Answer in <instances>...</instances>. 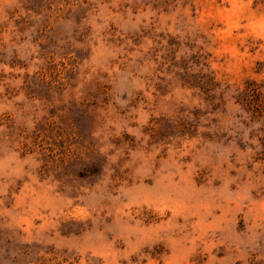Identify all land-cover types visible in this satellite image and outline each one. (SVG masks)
Listing matches in <instances>:
<instances>
[{"label":"rangeland","instance_id":"obj_1","mask_svg":"<svg viewBox=\"0 0 264 264\" xmlns=\"http://www.w3.org/2000/svg\"><path fill=\"white\" fill-rule=\"evenodd\" d=\"M0 264H264V0H0Z\"/></svg>","mask_w":264,"mask_h":264}]
</instances>
